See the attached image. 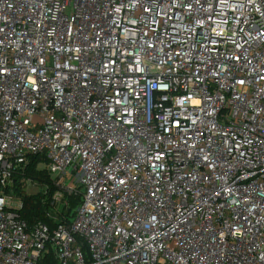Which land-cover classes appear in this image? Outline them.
<instances>
[{
	"label": "built area",
	"instance_id": "1",
	"mask_svg": "<svg viewBox=\"0 0 264 264\" xmlns=\"http://www.w3.org/2000/svg\"><path fill=\"white\" fill-rule=\"evenodd\" d=\"M0 264H264V0H0Z\"/></svg>",
	"mask_w": 264,
	"mask_h": 264
},
{
	"label": "trees",
	"instance_id": "2",
	"mask_svg": "<svg viewBox=\"0 0 264 264\" xmlns=\"http://www.w3.org/2000/svg\"><path fill=\"white\" fill-rule=\"evenodd\" d=\"M44 159L39 156H30L22 173L24 175H16V184L13 191L22 195L24 207L20 212L21 218L27 222L29 226L37 223L46 224L50 230H53L62 222H70V218L74 215L78 205L80 204V196L70 195L61 202L52 201V196L57 188L51 176L45 168L41 167ZM24 177L32 178L40 182V189L36 193H27L24 183L21 179ZM48 185L49 190L46 192L45 186ZM55 214H58L56 218Z\"/></svg>",
	"mask_w": 264,
	"mask_h": 264
},
{
	"label": "rangeland",
	"instance_id": "3",
	"mask_svg": "<svg viewBox=\"0 0 264 264\" xmlns=\"http://www.w3.org/2000/svg\"><path fill=\"white\" fill-rule=\"evenodd\" d=\"M39 189H40L39 184L37 186L29 185L27 187L28 193H36L39 191Z\"/></svg>",
	"mask_w": 264,
	"mask_h": 264
}]
</instances>
